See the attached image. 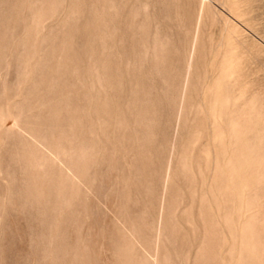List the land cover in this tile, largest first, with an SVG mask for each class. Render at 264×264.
<instances>
[{
    "label": "rangeland",
    "instance_id": "374dc122",
    "mask_svg": "<svg viewBox=\"0 0 264 264\" xmlns=\"http://www.w3.org/2000/svg\"><path fill=\"white\" fill-rule=\"evenodd\" d=\"M0 264H264V0H0Z\"/></svg>",
    "mask_w": 264,
    "mask_h": 264
}]
</instances>
